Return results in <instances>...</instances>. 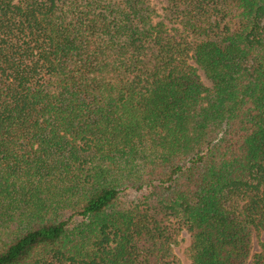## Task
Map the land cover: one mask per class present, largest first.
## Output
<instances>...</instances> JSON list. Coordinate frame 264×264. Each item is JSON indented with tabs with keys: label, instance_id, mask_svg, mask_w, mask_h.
Here are the masks:
<instances>
[{
	"label": "trees",
	"instance_id": "trees-1",
	"mask_svg": "<svg viewBox=\"0 0 264 264\" xmlns=\"http://www.w3.org/2000/svg\"><path fill=\"white\" fill-rule=\"evenodd\" d=\"M264 0H0V264H264Z\"/></svg>",
	"mask_w": 264,
	"mask_h": 264
},
{
	"label": "rangeland",
	"instance_id": "rangeland-1",
	"mask_svg": "<svg viewBox=\"0 0 264 264\" xmlns=\"http://www.w3.org/2000/svg\"><path fill=\"white\" fill-rule=\"evenodd\" d=\"M153 4L156 5L158 8H161L165 4V0H152ZM191 238L190 235L184 231L180 237L179 244L175 245V252L181 261L182 264H191V260L187 255V249L190 245ZM264 243V229L261 232H254L253 234V245L254 251L258 252L262 249V244ZM251 264V261L248 262Z\"/></svg>",
	"mask_w": 264,
	"mask_h": 264
}]
</instances>
